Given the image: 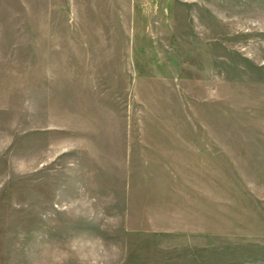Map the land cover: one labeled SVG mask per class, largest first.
Returning a JSON list of instances; mask_svg holds the SVG:
<instances>
[{"label":"rangeland","instance_id":"1","mask_svg":"<svg viewBox=\"0 0 264 264\" xmlns=\"http://www.w3.org/2000/svg\"><path fill=\"white\" fill-rule=\"evenodd\" d=\"M0 264H264V0H0Z\"/></svg>","mask_w":264,"mask_h":264}]
</instances>
